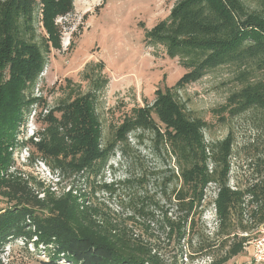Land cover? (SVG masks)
I'll use <instances>...</instances> for the list:
<instances>
[{"label": "trees", "instance_id": "16d2710c", "mask_svg": "<svg viewBox=\"0 0 264 264\" xmlns=\"http://www.w3.org/2000/svg\"><path fill=\"white\" fill-rule=\"evenodd\" d=\"M74 2L0 0V147L12 144L17 122L44 102L35 86L52 50L59 48L56 21L74 11ZM145 38L163 46L186 71L175 86L165 85L152 104L126 114L104 143L96 102L108 80L104 65L97 64L87 72L92 89L52 108L32 141L58 176L103 179L111 171L115 179L99 188L111 196L120 187L133 189L127 212L115 214L91 202L76 186L60 196L43 194L41 184L36 188L18 173L9 174V160L0 159V199L7 205L0 210V264H6L5 249L18 241L47 257L42 264H194L202 258L228 264L258 236L264 226V158L253 160L254 177L247 185L231 186L234 134L208 143V122L188 111L180 93L212 71L235 66L239 89L214 113L226 123L256 110L264 129V0L255 8L247 0H176L169 17L146 30ZM146 134L154 152L162 148L174 162L163 182L164 200L147 191V174L129 176L126 169L125 178H117L125 162L110 164L119 154L123 159L134 154L131 136L140 143ZM212 184L217 194L210 233L203 215ZM135 186L144 188V195Z\"/></svg>", "mask_w": 264, "mask_h": 264}, {"label": "rangeland", "instance_id": "374dc122", "mask_svg": "<svg viewBox=\"0 0 264 264\" xmlns=\"http://www.w3.org/2000/svg\"><path fill=\"white\" fill-rule=\"evenodd\" d=\"M247 2L252 8L257 6V0ZM175 4L176 0H75L74 11L56 21L60 35L59 48L52 50L35 86L34 94L44 102L33 105L17 122L12 144L0 147V159L9 160V174L18 173L24 180H31L36 188L41 184L43 194L60 196L76 186L89 193L91 202L103 204L115 214L127 212L126 202L135 193L133 189L120 187L118 194L111 196L99 188L102 183L115 179L111 171H107L103 179L58 176L45 161H41L42 156L32 141L36 143V133L46 126V116L52 108L92 89L87 72H92L97 64L104 65L102 74L108 80L106 87L98 93L96 102L104 143L112 138L126 114L134 108L152 104L158 89L165 85L175 86L186 71L178 59L167 57L163 46L150 45L145 38L146 30H152L168 18ZM41 32L38 31L39 34ZM237 71L235 66L212 71L201 81L181 91L180 98L194 117L208 122V143L221 142L229 133L234 134L231 186L237 183L245 186L254 177L253 160L259 156L264 158V129L258 122L262 115L256 110L249 111L223 123L214 113L239 89ZM130 142L134 154L126 159L119 154L111 160L113 166L120 165V161L125 162V169L116 174L117 178L124 179L126 169L129 176L131 172H135L137 177L147 174L150 177L146 183L147 191L151 196L157 194V200H164L163 182L170 175V169L174 168V162L169 163L162 148L154 152L149 134L145 135L141 144L134 136H131ZM22 144L29 149H22ZM257 149L262 152L257 154ZM135 158L138 162L134 163ZM47 162L52 165L50 159ZM2 176H5L4 173ZM135 187L141 195L146 192L144 188ZM215 188L212 184L207 190L203 215L204 225L210 233H213L215 226V208L211 203L216 198ZM76 193L77 190L73 192L74 195ZM6 207V203L0 199V210ZM169 252L170 255L174 251L170 249ZM10 259L14 260V264H42V261H48L42 253L35 251L32 244L26 249L22 241L5 249L3 260L7 264ZM209 262L208 258H202L194 264Z\"/></svg>", "mask_w": 264, "mask_h": 264}, {"label": "built area", "instance_id": "2783aa9c", "mask_svg": "<svg viewBox=\"0 0 264 264\" xmlns=\"http://www.w3.org/2000/svg\"><path fill=\"white\" fill-rule=\"evenodd\" d=\"M255 237L248 245L252 249L251 264H264V226L257 231Z\"/></svg>", "mask_w": 264, "mask_h": 264}, {"label": "crops", "instance_id": "0c3cea01", "mask_svg": "<svg viewBox=\"0 0 264 264\" xmlns=\"http://www.w3.org/2000/svg\"><path fill=\"white\" fill-rule=\"evenodd\" d=\"M251 253H252V249L247 248L244 254L232 260L228 264H251Z\"/></svg>", "mask_w": 264, "mask_h": 264}]
</instances>
